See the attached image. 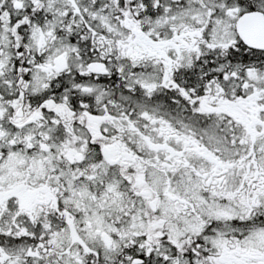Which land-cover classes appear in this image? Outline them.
<instances>
[{"label": "snow or ice", "instance_id": "obj_1", "mask_svg": "<svg viewBox=\"0 0 264 264\" xmlns=\"http://www.w3.org/2000/svg\"><path fill=\"white\" fill-rule=\"evenodd\" d=\"M0 264H264V0H0Z\"/></svg>", "mask_w": 264, "mask_h": 264}]
</instances>
